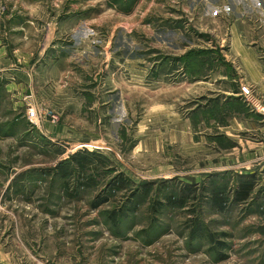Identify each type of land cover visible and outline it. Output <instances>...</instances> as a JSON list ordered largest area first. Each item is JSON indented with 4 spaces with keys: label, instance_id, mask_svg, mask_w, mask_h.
Listing matches in <instances>:
<instances>
[{
    "label": "rangeland",
    "instance_id": "obj_1",
    "mask_svg": "<svg viewBox=\"0 0 264 264\" xmlns=\"http://www.w3.org/2000/svg\"><path fill=\"white\" fill-rule=\"evenodd\" d=\"M237 26L264 0H0V264H264Z\"/></svg>",
    "mask_w": 264,
    "mask_h": 264
},
{
    "label": "crops",
    "instance_id": "obj_2",
    "mask_svg": "<svg viewBox=\"0 0 264 264\" xmlns=\"http://www.w3.org/2000/svg\"><path fill=\"white\" fill-rule=\"evenodd\" d=\"M240 31L238 26L237 29H234L232 32V41L229 45V55L234 59L227 58L225 61L229 64L230 71H233L232 74L229 75L231 78L234 77L231 81L243 78L244 81L252 85L251 87H253L254 92L248 104L242 99L240 100L244 104V110L241 114L237 115V128L242 132L248 131L246 128L250 129L251 127L258 131H262L264 130V33H260L254 37V44L250 45L245 42ZM221 57L226 59V56L223 54ZM234 60L242 67V75L239 69L237 71L236 67H234ZM201 66L204 67V64L201 63ZM223 76L228 77L226 74H223ZM237 94L238 92L228 93V95L233 97L237 96ZM262 108L263 111H261ZM259 150L260 149H258V153L260 152Z\"/></svg>",
    "mask_w": 264,
    "mask_h": 264
},
{
    "label": "built area",
    "instance_id": "obj_3",
    "mask_svg": "<svg viewBox=\"0 0 264 264\" xmlns=\"http://www.w3.org/2000/svg\"><path fill=\"white\" fill-rule=\"evenodd\" d=\"M242 100L249 101V99L252 98V90L251 87L247 84H240L238 87V94ZM263 111V108L261 109ZM26 116L28 119L32 121H37L42 118V115L39 113V111L34 106H28L26 109Z\"/></svg>",
    "mask_w": 264,
    "mask_h": 264
},
{
    "label": "trees",
    "instance_id": "obj_4",
    "mask_svg": "<svg viewBox=\"0 0 264 264\" xmlns=\"http://www.w3.org/2000/svg\"><path fill=\"white\" fill-rule=\"evenodd\" d=\"M192 55H199V53H197V52H189L187 54L188 57H190ZM251 190L252 189H251V184L250 183H246V182L241 183L240 184V188H239L238 193H237L238 198L240 200H246L248 198ZM214 195H215L214 202L220 207V201H219V198L217 197L218 195L217 194H214Z\"/></svg>",
    "mask_w": 264,
    "mask_h": 264
}]
</instances>
